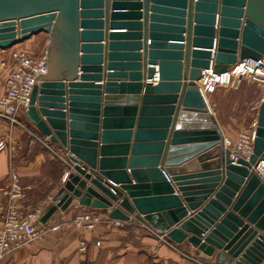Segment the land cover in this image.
Returning <instances> with one entry per match:
<instances>
[{"label": "water", "instance_id": "1", "mask_svg": "<svg viewBox=\"0 0 264 264\" xmlns=\"http://www.w3.org/2000/svg\"><path fill=\"white\" fill-rule=\"evenodd\" d=\"M40 32L25 116L70 169L38 223L102 209L217 264H264V98L252 152L233 160L196 85L264 57V0H0V49Z\"/></svg>", "mask_w": 264, "mask_h": 264}, {"label": "crops", "instance_id": "2", "mask_svg": "<svg viewBox=\"0 0 264 264\" xmlns=\"http://www.w3.org/2000/svg\"><path fill=\"white\" fill-rule=\"evenodd\" d=\"M34 36L26 38L25 42H30ZM0 51L1 59L7 57V54H4L7 53V50ZM8 61L7 66L0 65V95L3 92L4 80L10 71L11 61L10 59ZM150 81L153 84L156 83L153 82V79ZM19 120L21 126L11 125L0 118V138L11 136L13 141L5 149L0 150V227L7 204V196L4 194V190L10 183V172L15 169V166L19 170L25 189L26 196L21 204L23 211L34 209L43 198L45 199L46 195L39 201L44 186H52L47 193V195L50 194L52 196L59 188L57 182L52 183L50 180L45 159L43 161L40 160L37 153L35 154L34 150L29 148H24L21 152L22 154H19L22 147L19 144L22 143V139L19 136L22 130L29 132L27 133L30 137V143L33 144L36 141H40L39 135L32 130L34 128L33 124L25 116V110L19 112ZM219 127L223 136L226 137L224 128H222L220 123ZM13 138L17 146L19 145L18 148L13 144ZM44 140L52 146L56 153H64L48 139L45 138ZM41 145L44 146L45 144L42 142ZM51 153L54 154V152ZM21 164L24 165V170H20ZM59 164L61 166L59 174L61 175L63 164ZM177 188L178 186H174L176 193L178 192ZM81 211L97 214L100 218V223L92 230L80 232L73 224V217ZM137 222L143 225L140 221L131 217L130 220L124 221L125 224L123 226H118L119 223L107 218L106 212L102 209L71 205L63 211H57L44 224H40L37 221L36 227L43 230L42 234L20 248L7 252L0 258V264H187L179 252L160 242L154 236L147 235L142 230L141 232L140 230L138 231L139 227L134 226ZM135 228L137 229L135 230ZM79 238H84L87 242V248L84 253L78 250ZM97 241L99 244L96 243ZM172 242L183 252L200 254L186 240L180 243ZM212 260L214 261V259Z\"/></svg>", "mask_w": 264, "mask_h": 264}, {"label": "built area", "instance_id": "3", "mask_svg": "<svg viewBox=\"0 0 264 264\" xmlns=\"http://www.w3.org/2000/svg\"><path fill=\"white\" fill-rule=\"evenodd\" d=\"M12 60L14 66L5 79L3 92L0 95V118L11 125L21 126L19 112L25 110L28 106L32 87L39 82V79L35 76L38 71L42 74L46 72L47 62L45 54L42 59L34 60L25 51L13 52ZM243 78L257 82L264 89V57L259 59L245 58L235 62L226 71L219 73L214 72L211 67L202 69L201 76L199 80L196 81L197 90L207 109L210 111L208 96L218 87L226 85L237 86ZM154 79L157 80L156 74ZM254 125L256 127V121ZM244 138L245 140L243 143H240V145L246 147L243 148L245 151L244 157L248 159L252 152L255 128L250 136ZM12 142L11 136L0 138V150L5 149L9 144H12ZM43 143L51 152H54L56 156L66 162L63 157L51 148L49 143L45 141H43ZM239 148L241 147L239 146ZM230 157L233 160L239 158L238 155L234 153H231ZM255 172L260 179H264V160L259 162L255 168ZM68 173V170L64 171L62 176L63 180L67 178ZM4 194L7 196V204L3 222L0 227V258L7 252L20 248L25 243L42 234L43 230L37 228L36 223L47 207L45 204L34 210L26 212L22 210L20 204L22 188L14 170L10 172V183L4 190ZM47 200L52 202V195H47ZM99 221L100 218L97 214L88 211L78 212L73 218V224L80 232L94 229ZM143 225L147 229L153 231L160 238V241L179 252L187 264H217L214 261H209L200 257L199 254L186 253L179 250L173 242L165 236L166 234L159 235L155 228L145 223H143ZM96 243L99 244L98 241ZM86 248V240L84 238H79L78 250L84 253Z\"/></svg>", "mask_w": 264, "mask_h": 264}, {"label": "rangeland", "instance_id": "4", "mask_svg": "<svg viewBox=\"0 0 264 264\" xmlns=\"http://www.w3.org/2000/svg\"><path fill=\"white\" fill-rule=\"evenodd\" d=\"M34 38L30 42H25L21 40L14 45L0 50H7V57H3L4 59L0 58V65L7 66L10 59V70L14 66V62L12 60V53L15 51H25L27 52L34 60H40L43 57L45 52L46 43L48 40V35L44 32H40L34 34ZM33 36V35H32ZM1 52V51H0ZM4 52V51H3ZM3 54V53H2ZM10 72V71H9ZM8 72V73H9ZM8 75V74H7ZM7 77V76H6ZM6 79V78H5ZM5 83V80H4ZM264 98V89L255 81L248 80L243 78L237 86L234 85H226L218 87L212 94L208 96V102L210 107L211 114L215 117L217 122L220 123L222 128H224V132L226 133L225 143L226 147L230 150V154L234 153L238 155V157H244V150L240 143H243L245 140L244 137L250 136L253 129L255 128V121L257 116L258 107ZM218 123V124H219ZM35 128L32 130L39 135V140L35 143H30L28 136L29 132L22 130L19 136L22 143H19L21 147L20 153L24 150V148H29L34 150L35 154L37 153L38 158L40 160L45 159V165L48 170L47 173L50 174V180L52 183H58L59 187L65 181L63 180L62 176L65 170L69 171V162L64 153H60L59 155L63 157L66 162L62 161L58 156L51 153V151L45 146L41 145L43 141H45V137H43ZM28 132V133H27ZM14 139V138H13ZM38 142V143H37ZM41 143V144H39ZM14 146L18 148L16 141L14 139ZM239 146L241 148H239ZM52 148V146H51ZM246 148V147H245ZM59 163L63 164V170L61 175L59 174L61 166ZM21 169L24 170V165H20ZM16 176L19 179L20 186L22 188V197L20 199V204H22L23 200L25 199V189L23 186V182L21 180V175L19 170L16 168L14 169ZM29 179V178H27ZM51 185L44 186L43 193L40 194L39 201L45 196V199L38 203L34 209L40 207L41 205H48L50 202L47 200V193L51 189ZM32 209V210H34ZM74 218V217H73ZM115 222L119 223L118 226H123L125 220H118L113 219ZM100 223V221H99ZM142 223V222H141ZM143 224V223H142ZM138 225V226H137ZM135 227H139L138 231L141 230L146 233L147 235L154 236L160 241V238L151 230L147 229L145 226L141 225L140 223L134 224ZM133 230V229H132ZM161 235V234H159ZM162 242V241H160ZM164 243V242H162Z\"/></svg>", "mask_w": 264, "mask_h": 264}, {"label": "bare ground", "instance_id": "5", "mask_svg": "<svg viewBox=\"0 0 264 264\" xmlns=\"http://www.w3.org/2000/svg\"><path fill=\"white\" fill-rule=\"evenodd\" d=\"M44 54H45V52H44ZM44 54H43V55H44ZM152 79L154 80L153 82H156V81H157V80L154 79V78H152ZM150 80H151V79H150ZM101 82H102V81H101ZM102 83H103V82H102ZM225 144H226V143H224V146H225ZM225 147H226V146H225Z\"/></svg>", "mask_w": 264, "mask_h": 264}]
</instances>
